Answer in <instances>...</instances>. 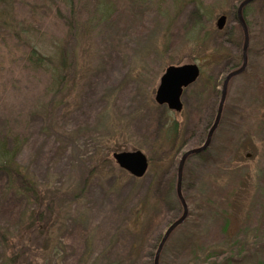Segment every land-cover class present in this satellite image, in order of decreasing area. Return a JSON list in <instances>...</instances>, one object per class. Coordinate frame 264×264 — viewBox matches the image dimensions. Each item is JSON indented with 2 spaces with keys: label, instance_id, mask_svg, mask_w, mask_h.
Listing matches in <instances>:
<instances>
[{
  "label": "rangeland",
  "instance_id": "obj_1",
  "mask_svg": "<svg viewBox=\"0 0 264 264\" xmlns=\"http://www.w3.org/2000/svg\"><path fill=\"white\" fill-rule=\"evenodd\" d=\"M241 1L0 0V143L56 208L40 264H154L182 212L179 159L205 142L224 78L243 62ZM245 19L248 67L230 81L207 153L188 157L189 215L160 264H264V0ZM188 63L201 76L182 111L157 103L166 68ZM117 150L144 152L146 174L121 168ZM4 181L0 228L15 236L34 205ZM6 249L0 237V264H11Z\"/></svg>",
  "mask_w": 264,
  "mask_h": 264
},
{
  "label": "water",
  "instance_id": "obj_2",
  "mask_svg": "<svg viewBox=\"0 0 264 264\" xmlns=\"http://www.w3.org/2000/svg\"><path fill=\"white\" fill-rule=\"evenodd\" d=\"M253 0H242L237 7V19L239 24L241 25L244 32V44L242 50L243 62L242 65L230 71L224 78L222 84L221 98L219 107L217 110V114L215 116V120L210 127L205 142L197 147L189 148L183 152L179 159L178 167H177V185L176 192L178 199L182 205V212L179 217H177L170 225L167 227L164 232L160 243L157 247L154 256V264H160V255L163 250L164 245L166 244L170 234L174 229L180 226L185 222L189 215V208L186 202V198L183 195L182 191V179L186 161L188 157L194 154H200L206 151L213 139V135L215 130L217 129L223 108L224 103L228 93V85L232 77L239 75L245 71L248 65V49L250 44V33L249 28L244 17V8L247 4L252 2ZM227 16L225 14L220 15L217 18L216 25L218 29H222L226 24ZM200 76V67L196 63H188L184 65H170L166 68L163 73L160 84L157 89L155 99L157 103L161 105H167V107L171 110L180 112L183 109V101L182 95L184 89L193 84L198 77ZM113 157L115 158L117 164L130 172L135 177H142L146 174L149 168V160L144 152L141 150H117L113 152Z\"/></svg>",
  "mask_w": 264,
  "mask_h": 264
},
{
  "label": "trees",
  "instance_id": "obj_3",
  "mask_svg": "<svg viewBox=\"0 0 264 264\" xmlns=\"http://www.w3.org/2000/svg\"><path fill=\"white\" fill-rule=\"evenodd\" d=\"M244 11L246 13V7ZM30 57L34 59L37 64H43V57L38 54V50L34 45L31 47ZM56 64L61 68V65L58 63ZM207 128L206 126L205 132ZM174 143L175 142L171 140V146H173ZM7 144L3 142L0 143V172L3 173L5 180L3 186L11 193L27 199L34 205V208H31L30 213L25 219L23 218L21 230L19 229L15 236H12L10 233L0 228V237L5 243L8 259L11 264H40L39 260H35V258L38 254L41 255L44 253L47 248V243L51 239V229L57 220L55 215L56 208H54V205L49 206V204H47L48 201H46L43 194L40 193L37 184L27 177L24 168L17 161L18 152L14 148H8ZM208 149L198 155L207 153ZM175 179L174 174H172L167 180L169 190L174 189ZM110 264L120 263H116L115 261Z\"/></svg>",
  "mask_w": 264,
  "mask_h": 264
},
{
  "label": "flooded vegetation",
  "instance_id": "obj_4",
  "mask_svg": "<svg viewBox=\"0 0 264 264\" xmlns=\"http://www.w3.org/2000/svg\"><path fill=\"white\" fill-rule=\"evenodd\" d=\"M246 13H245V11H244V15H245Z\"/></svg>",
  "mask_w": 264,
  "mask_h": 264
}]
</instances>
